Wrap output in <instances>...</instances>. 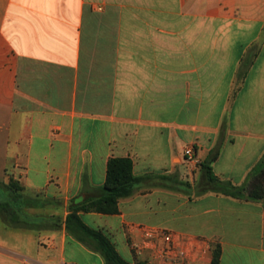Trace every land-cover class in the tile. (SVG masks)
<instances>
[{
	"label": "crops",
	"instance_id": "obj_1",
	"mask_svg": "<svg viewBox=\"0 0 264 264\" xmlns=\"http://www.w3.org/2000/svg\"><path fill=\"white\" fill-rule=\"evenodd\" d=\"M214 155L236 186L264 158V0H0V172L36 201L29 226L0 219V264H107L66 221L111 158L191 185L154 179L118 214H79L124 260L144 261L130 226L145 225L204 240L193 264L214 244L220 264H264V199L194 183Z\"/></svg>",
	"mask_w": 264,
	"mask_h": 264
},
{
	"label": "trees",
	"instance_id": "obj_2",
	"mask_svg": "<svg viewBox=\"0 0 264 264\" xmlns=\"http://www.w3.org/2000/svg\"><path fill=\"white\" fill-rule=\"evenodd\" d=\"M216 158L217 156L214 155L208 163L202 165L206 182L204 185L198 186L200 193L210 191L248 201L264 199V158L253 168L247 182L241 186H236L230 181H223L215 176L209 163L215 161ZM133 166L131 158H111L107 164L103 194L95 199L72 201L69 206L70 213L66 221L67 230L80 241L99 251L106 259L107 264H146V262L130 263L124 260L108 237L84 224L79 216L80 213L118 214L120 212L119 203L122 199L132 196L137 185L154 179H161L169 186L191 187L189 183L176 182L170 180V177H137L134 175ZM0 191L5 193V198L0 200V219L15 227L29 226L23 218L24 210L27 207H36V201L27 199L23 195L22 186L13 178H10L7 184L0 183ZM212 253L211 264H220L222 255L220 244L213 245Z\"/></svg>",
	"mask_w": 264,
	"mask_h": 264
},
{
	"label": "built area",
	"instance_id": "obj_3",
	"mask_svg": "<svg viewBox=\"0 0 264 264\" xmlns=\"http://www.w3.org/2000/svg\"><path fill=\"white\" fill-rule=\"evenodd\" d=\"M102 8H98L101 11ZM185 156L194 160V149L188 147ZM131 247L136 255L144 256L146 264H193L208 250L202 239L195 237L175 238L162 229L145 225H131Z\"/></svg>",
	"mask_w": 264,
	"mask_h": 264
},
{
	"label": "rangeland",
	"instance_id": "obj_4",
	"mask_svg": "<svg viewBox=\"0 0 264 264\" xmlns=\"http://www.w3.org/2000/svg\"><path fill=\"white\" fill-rule=\"evenodd\" d=\"M186 173H187V171H186ZM187 175H189V174H187ZM203 178H204V176L199 175L198 178H197V180H194L195 185L196 186H202V184H204L203 183L204 180H202ZM2 181H3V175L0 172V183H2ZM4 198H5V193H3L2 191H0V200H3ZM23 218H24V220L26 222H31V220H32V218L29 215L25 214V211H24V217ZM34 219H35V217L33 216V220Z\"/></svg>",
	"mask_w": 264,
	"mask_h": 264
}]
</instances>
